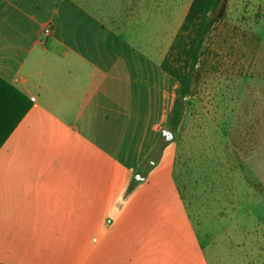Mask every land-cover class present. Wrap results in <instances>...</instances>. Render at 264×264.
<instances>
[{
	"label": "crops",
	"instance_id": "obj_1",
	"mask_svg": "<svg viewBox=\"0 0 264 264\" xmlns=\"http://www.w3.org/2000/svg\"><path fill=\"white\" fill-rule=\"evenodd\" d=\"M113 9L0 0V77L33 101L0 149V264H158L127 255L132 232L144 244L153 230L150 210L117 209L99 181L126 178L164 139L180 84Z\"/></svg>",
	"mask_w": 264,
	"mask_h": 264
},
{
	"label": "rangeland",
	"instance_id": "obj_2",
	"mask_svg": "<svg viewBox=\"0 0 264 264\" xmlns=\"http://www.w3.org/2000/svg\"><path fill=\"white\" fill-rule=\"evenodd\" d=\"M110 1L115 27L162 62L192 2ZM194 76L174 139L162 138L126 178H100L101 191L116 192L117 209L141 203L150 210L146 243L132 232L133 258L264 264V0H229Z\"/></svg>",
	"mask_w": 264,
	"mask_h": 264
},
{
	"label": "trees",
	"instance_id": "obj_3",
	"mask_svg": "<svg viewBox=\"0 0 264 264\" xmlns=\"http://www.w3.org/2000/svg\"><path fill=\"white\" fill-rule=\"evenodd\" d=\"M229 0H193L162 68L180 84L169 130L178 129L184 101L192 95L194 73L204 55L207 39L216 24L226 18ZM33 106V101L13 84L0 77V149Z\"/></svg>",
	"mask_w": 264,
	"mask_h": 264
},
{
	"label": "water",
	"instance_id": "obj_4",
	"mask_svg": "<svg viewBox=\"0 0 264 264\" xmlns=\"http://www.w3.org/2000/svg\"><path fill=\"white\" fill-rule=\"evenodd\" d=\"M163 137L167 140V141H171L174 139L173 133L169 130H165L163 132Z\"/></svg>",
	"mask_w": 264,
	"mask_h": 264
}]
</instances>
